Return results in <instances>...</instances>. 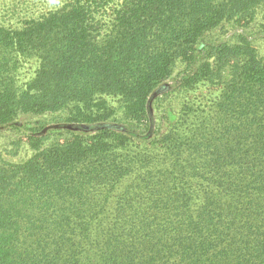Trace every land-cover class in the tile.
I'll list each match as a JSON object with an SVG mask.
<instances>
[{"label": "trees", "instance_id": "obj_1", "mask_svg": "<svg viewBox=\"0 0 264 264\" xmlns=\"http://www.w3.org/2000/svg\"><path fill=\"white\" fill-rule=\"evenodd\" d=\"M257 13L264 31V0H0V125L63 112L87 131L30 123L31 155L0 159V264H264ZM168 79L221 92L156 123Z\"/></svg>", "mask_w": 264, "mask_h": 264}, {"label": "rangeland", "instance_id": "obj_2", "mask_svg": "<svg viewBox=\"0 0 264 264\" xmlns=\"http://www.w3.org/2000/svg\"><path fill=\"white\" fill-rule=\"evenodd\" d=\"M244 31L250 35L253 44L260 52H264V31L261 26L260 13H257L253 20L248 23L244 28ZM234 32L232 29L219 31L218 29L213 31V34L217 37L230 36ZM30 69L23 66L19 70L18 78L20 81H26ZM224 78H228V73L226 70L222 72ZM172 81L170 79L163 82L162 85L157 87L149 96L148 104L151 117L153 116L155 122L161 121L165 122V113L169 110L172 112H177L181 106V102L185 100L198 99L203 97L207 100V103L215 99L221 92V86L209 85L207 83L199 84L196 87L190 89L188 92L175 94L172 92ZM169 91V92H168ZM168 92V94H164ZM111 106L116 108L114 118L108 122L113 126L117 127L121 124L120 113V102L117 98L108 99ZM172 114H168V119L172 120ZM64 117V113H54V114H32V113H19L15 119L14 126L0 125V159H5L10 162L23 161L28 158L32 149L27 145L25 141L26 132L24 131V126H31L33 123L36 128H39L34 132L35 135H47V141H51L58 138V132L67 133L68 131L82 133L86 131L80 124L65 123L61 120ZM35 122L42 125L40 128ZM107 123V125H109ZM33 126V125H32ZM95 128H90L88 132H93ZM154 130V126H153ZM66 131V132H65ZM29 131H27L28 133ZM87 132V131H86ZM32 133V132H31ZM68 135V134H65ZM152 135V134H151ZM129 181L127 180V184Z\"/></svg>", "mask_w": 264, "mask_h": 264}]
</instances>
